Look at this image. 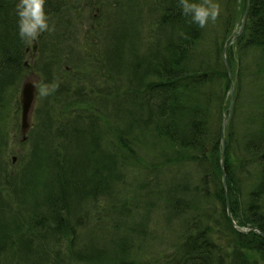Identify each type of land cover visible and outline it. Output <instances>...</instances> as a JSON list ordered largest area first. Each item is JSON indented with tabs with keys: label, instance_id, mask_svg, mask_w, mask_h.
Masks as SVG:
<instances>
[{
	"label": "trees",
	"instance_id": "trees-1",
	"mask_svg": "<svg viewBox=\"0 0 264 264\" xmlns=\"http://www.w3.org/2000/svg\"><path fill=\"white\" fill-rule=\"evenodd\" d=\"M92 1L45 0L55 31L34 63L41 85ZM17 2L0 0V264H264V0H249L231 44L246 0H215L220 15L205 28L179 0H110L118 19L92 18L98 42L69 56L78 85L57 80L35 111L27 184L1 160L26 73ZM84 62L96 72L87 84ZM228 71L225 181L238 225L259 230L248 234L230 225L220 171Z\"/></svg>",
	"mask_w": 264,
	"mask_h": 264
},
{
	"label": "rangeland",
	"instance_id": "rangeland-1",
	"mask_svg": "<svg viewBox=\"0 0 264 264\" xmlns=\"http://www.w3.org/2000/svg\"><path fill=\"white\" fill-rule=\"evenodd\" d=\"M91 3L92 4L90 6L91 7L90 10H87L86 12H84L81 9H78L76 11V13L73 14V17H72L73 20L75 21L76 26H77V30L75 31V40L73 41V44H77L80 41L81 45H82L81 46V45L77 44L74 47V50L78 55H81L82 58H85L86 54L88 53V49L86 47H84L85 44L89 43L88 45L92 46L98 42V41L94 40L93 38H91V40L89 41L88 40L89 36H91L92 33H86V30H87L89 24L92 23V18L103 17V19L105 21L107 20V24H108L109 18L114 17L115 20H116V18L118 19V14H116L114 16L111 15L112 11L109 8L110 0H93ZM106 4H107V6H106ZM101 6L103 7L102 10H100ZM107 15H108V18H106ZM111 24L112 23H109V26H111ZM145 25H146V23H144L143 26L145 27ZM130 29L131 28H128L126 31L129 32ZM71 40H72V35L70 37H68V41L70 42ZM35 41H33L31 43H27V47L29 48V51H28V54L26 57V62L28 64V67H27V71L25 73L24 78L20 82L19 90H20L22 83L25 81H31L37 86L41 85L40 81H38L40 77L36 73H34V78H32V76H31V72H33L32 71L33 63L38 61L40 58L39 47L41 45V41L37 42L38 50H37V52H34V59L32 58L31 48L35 44ZM78 65H81V64H78L74 60L70 59L69 56H64L62 61L54 68L55 76L53 77L52 82L53 83L57 82V80L62 82L64 80H70L74 77L72 79V83L74 85H76L78 81H77V79H75V73H76L75 67ZM78 68L83 70L82 71L83 78H82L81 74L80 75L78 74L80 77V83H82V84H87V79H88L87 77L89 75L94 76L96 73L95 70L91 69V66L87 67L86 62L83 63V66H79ZM118 78H119V73H118ZM53 83L45 84V85H51ZM98 83H99V79H98ZM76 88L77 87H75V89ZM117 89H119L118 86H117ZM121 89H123V88H121ZM18 96H19V92H18L17 97H16L17 101L12 99V102L10 103V106H9L10 107L9 117L7 119V122L5 123V128H4L5 132L8 135H7V141H6V145L4 147L3 153H2L1 160L3 163H5L7 165L6 169L8 171V174L11 177L17 176L16 178L19 179L20 184H21V182L24 184H27L26 181L30 182V178H28L29 177L28 173L34 165V158L31 156L32 151H34V150H32L34 148V139L30 138V140L28 142L23 143V144L20 143L22 137H21V134L19 132V127H18L20 124V109L18 107ZM38 96H40L39 93L37 94V97ZM43 98L44 97H41V96L38 97L36 103H34V107L32 108V111L29 115V124H30V128L28 131L29 136L35 130V129H32L34 126V121L36 119L35 118V116H36L35 111H36V109L39 108ZM228 100H229V95H228ZM117 124L118 123L115 119V123H113V125H117ZM113 129L116 130V126H113ZM106 133H108V131L103 133V135H105ZM115 140L116 139L113 138V144L115 143ZM12 157H15L14 164H12V161H11ZM23 175H25V176H23ZM21 177H23V179ZM135 187H136V185L132 184L131 180H127V186H126V193L125 194L128 196L129 192L134 191ZM3 194H4V192L1 193V195H3ZM101 208L102 207L98 205L99 211ZM94 212H95V210L92 211V213H94ZM150 225H151V223H150ZM161 225H162V223H160L158 225V227H160ZM154 228H156V226Z\"/></svg>",
	"mask_w": 264,
	"mask_h": 264
},
{
	"label": "clouds",
	"instance_id": "clouds-1",
	"mask_svg": "<svg viewBox=\"0 0 264 264\" xmlns=\"http://www.w3.org/2000/svg\"><path fill=\"white\" fill-rule=\"evenodd\" d=\"M44 4L45 0H18L16 3L17 34L22 41L31 43L42 33L55 31L54 25H49V17L45 14ZM179 7L182 14L190 16L191 22L200 28H205L209 22L215 23L220 15V5L215 0H200L199 3L179 0ZM58 86V82L51 85H39V94L45 97L55 92Z\"/></svg>",
	"mask_w": 264,
	"mask_h": 264
},
{
	"label": "water",
	"instance_id": "water-1",
	"mask_svg": "<svg viewBox=\"0 0 264 264\" xmlns=\"http://www.w3.org/2000/svg\"><path fill=\"white\" fill-rule=\"evenodd\" d=\"M248 9H249V0H246V7H245V11L241 17L240 20V26L238 29L237 34L231 39L230 43H233L236 41V39L240 36V34L242 33L243 29H244V25L247 19V14H248ZM223 61L227 67V63H226V58L223 52ZM229 73V77H230V89H229V106H228V114L226 116V118H223V122H222V127H221V154H220V170L223 169L224 166V150H225V128L229 123L230 117H231V110H232V105H233V81ZM34 95H35V87L33 86L32 83L30 82H26L21 89V128L22 131L24 132L27 128H28V122H27V118H28V113L30 111L33 99H34ZM221 176H222V186L224 191H226V186H225V174L223 172H221ZM226 193V192H225ZM226 195V194H225ZM227 215L230 216V211L227 207ZM254 231H259L257 228L252 229ZM242 233H244L245 231H240ZM259 233L261 234V232L259 231Z\"/></svg>",
	"mask_w": 264,
	"mask_h": 264
},
{
	"label": "bare ground",
	"instance_id": "bare-ground-1",
	"mask_svg": "<svg viewBox=\"0 0 264 264\" xmlns=\"http://www.w3.org/2000/svg\"><path fill=\"white\" fill-rule=\"evenodd\" d=\"M221 172H223L225 175H226V173H225V169H224V166H223V169L222 170H220ZM222 177V176H221ZM225 186H226V181H225ZM223 187V186H222ZM223 191H224V189H223ZM226 192V193H225ZM226 194V195H225ZM224 196H225V203H226V214H227V207H228V209H229V211H230V208H229V199H228V194H227V187H226V191H224ZM227 217H228V219H229V221H230V225H231V227L235 230V231H237L238 233H240V234H248V233H251L252 231H254V230H252V229H254V228H249V227H245V226H239L238 225V223H237V221H236V218L233 216V214H232V212L230 211V216H228L227 215ZM240 231H245L244 233H242V232H240ZM261 235L264 237V232H261Z\"/></svg>",
	"mask_w": 264,
	"mask_h": 264
}]
</instances>
